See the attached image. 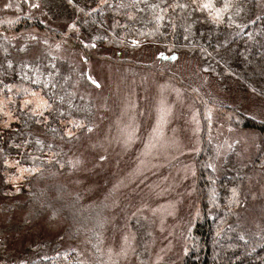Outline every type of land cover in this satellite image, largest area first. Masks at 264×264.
Returning a JSON list of instances; mask_svg holds the SVG:
<instances>
[{
    "label": "rangeland",
    "instance_id": "374dc122",
    "mask_svg": "<svg viewBox=\"0 0 264 264\" xmlns=\"http://www.w3.org/2000/svg\"><path fill=\"white\" fill-rule=\"evenodd\" d=\"M1 14L60 24L58 11L46 0H0ZM11 42L23 45L27 57L45 51L68 58L82 73L76 76L75 92L91 99L96 111L90 129L73 139L64 172L32 178L27 185L29 170L11 157L2 160L0 238L5 249L17 253L61 235L62 246L76 249L82 264H141V244L145 264H179L197 209L194 157L204 139L211 143V165L218 175L231 151L237 164L251 162L261 139L217 111L209 109L203 117L195 96L173 75L213 104L240 107L263 122L264 101L232 84H219L200 59L184 52L90 44L86 55L35 32L14 36ZM46 104L40 91H32L21 97L19 108L41 114ZM16 107H0L7 116L3 126L14 120ZM245 176L236 213L240 224L256 233L264 228V169L254 167ZM30 186L43 197L40 205L47 202L49 209L37 210L26 202ZM75 218L86 221H80L82 231L71 233ZM132 220L145 227L147 239Z\"/></svg>",
    "mask_w": 264,
    "mask_h": 264
},
{
    "label": "trees",
    "instance_id": "16d2710c",
    "mask_svg": "<svg viewBox=\"0 0 264 264\" xmlns=\"http://www.w3.org/2000/svg\"><path fill=\"white\" fill-rule=\"evenodd\" d=\"M46 1L58 11L55 15L60 24L50 25L36 16L0 15V107L12 110L17 106L14 120L5 126L7 116L0 114L1 178L5 157L29 170L27 185L32 178L64 172L73 139L86 133L95 121L91 99L74 89L81 70L68 58L45 51L25 56L23 45L15 46L11 39L26 32L66 42L86 55L90 44L117 49L153 45L167 53H188L200 59L204 70L219 84H232L264 101L261 0ZM173 77L195 96L203 117L209 109L217 111L234 125L255 130L261 139L251 162L239 165L229 152L221 175L212 168L211 143L204 139L194 157L197 209L183 239L184 255L179 264H264V228L256 233L246 229L236 213L242 204L246 172L254 167L264 169V122L240 107L213 104L191 84ZM32 91H40L47 101L41 114L19 108L21 97ZM28 188V204L36 205L37 210L50 208L47 202L40 205L41 194L32 186ZM75 221L71 233L82 231L83 218ZM132 223L136 225L134 220ZM139 226V234L144 233L147 239V230ZM61 241L59 235L12 253L0 238V264H82L78 251L62 246ZM145 253L141 244L137 251L141 264H145Z\"/></svg>",
    "mask_w": 264,
    "mask_h": 264
},
{
    "label": "snow or ice",
    "instance_id": "6c2138e0",
    "mask_svg": "<svg viewBox=\"0 0 264 264\" xmlns=\"http://www.w3.org/2000/svg\"><path fill=\"white\" fill-rule=\"evenodd\" d=\"M205 7H211V5H208V4H206V5H204ZM174 58V57H173ZM93 83H95V81H93Z\"/></svg>",
    "mask_w": 264,
    "mask_h": 264
}]
</instances>
